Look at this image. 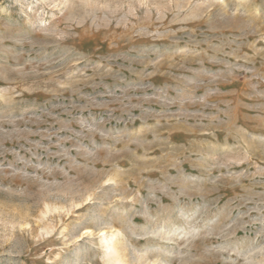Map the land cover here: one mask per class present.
<instances>
[{
    "label": "rangeland",
    "instance_id": "1",
    "mask_svg": "<svg viewBox=\"0 0 264 264\" xmlns=\"http://www.w3.org/2000/svg\"><path fill=\"white\" fill-rule=\"evenodd\" d=\"M0 264H264V0H0Z\"/></svg>",
    "mask_w": 264,
    "mask_h": 264
}]
</instances>
